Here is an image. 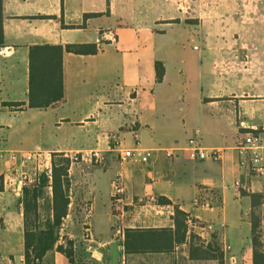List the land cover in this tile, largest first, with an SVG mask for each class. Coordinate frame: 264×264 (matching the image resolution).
Listing matches in <instances>:
<instances>
[{"label": "crops", "instance_id": "0c3cea01", "mask_svg": "<svg viewBox=\"0 0 264 264\" xmlns=\"http://www.w3.org/2000/svg\"><path fill=\"white\" fill-rule=\"evenodd\" d=\"M0 5V152L41 151L50 161L53 153L98 155L69 167L70 204L59 243L72 242L73 263L53 250L41 264H219L191 257L189 235H195L198 221L211 224L219 238L212 233L205 241L196 234L195 246L204 249L215 235L222 264H252L250 200L240 190L264 197V0H0ZM85 43H96L98 53L63 54V99L45 109L25 108L29 48ZM156 62L164 68L160 82ZM190 103L207 113L212 141L204 144L200 129L194 137L206 148H222L220 160L192 161L183 149L193 137L179 145L168 130L157 134L159 112H186ZM239 132L260 139L256 163L235 150L243 141L235 145ZM136 146L153 150L147 163L116 160L120 150ZM28 168L0 158V264H23L21 190L10 189L7 180L16 183ZM118 176L124 193L115 199L111 183ZM214 195L219 204L205 208L202 201L207 205ZM229 203L239 211L234 243L227 229ZM175 208L195 220L188 223L184 243L162 252L125 250L127 231L173 230ZM259 216L264 231V212Z\"/></svg>", "mask_w": 264, "mask_h": 264}, {"label": "trees", "instance_id": "16d2710c", "mask_svg": "<svg viewBox=\"0 0 264 264\" xmlns=\"http://www.w3.org/2000/svg\"><path fill=\"white\" fill-rule=\"evenodd\" d=\"M89 15H85L87 18ZM3 29L0 5V49L3 47ZM96 43L67 45H35L28 53V103L25 108L45 109L63 99V54L96 55ZM156 81L160 82L164 68L155 63ZM9 108H23L22 103H5ZM70 161L62 153L51 155L50 173H42L37 180L21 189L20 204L23 214V264H41L44 256L53 250L63 254L73 263V244L65 240L59 243L60 229L68 213L71 183ZM241 196L250 200L249 223L252 246V264H264V240L260 232L258 208L264 197L258 193L240 190ZM161 203H169L160 200ZM189 215L179 208L174 210V229L130 230L126 232L125 250L133 253L170 251L185 242L188 235ZM195 222V220H192ZM191 257L214 259L223 262L222 252L214 242L206 247L195 246V235H189ZM131 241V244H130ZM193 253V256H192ZM195 254V257H194Z\"/></svg>", "mask_w": 264, "mask_h": 264}, {"label": "built area", "instance_id": "2783aa9c", "mask_svg": "<svg viewBox=\"0 0 264 264\" xmlns=\"http://www.w3.org/2000/svg\"><path fill=\"white\" fill-rule=\"evenodd\" d=\"M260 148V139L255 135L248 133L245 135L241 144L235 147V150L238 152L239 156L243 157L246 153H249L252 157V162L256 163L258 161V157L255 153L256 150ZM186 152L188 158L192 161H218L222 157L223 149L222 148H206L200 144L197 139V135L195 137L190 138L185 148L183 149ZM167 156H172L173 151H165ZM255 155V156H254ZM153 156V150L142 149L139 146H136L131 149L120 150L119 152V160L121 164L125 163H138L145 164L147 163L151 157ZM65 158H68L70 164L78 163L79 161H83L84 159H97L98 155L95 152H91L90 154L83 153H73L69 156L64 155ZM0 158H7V160L13 165L17 160H20L21 167L25 168L26 166H30L33 170V177L27 173V171L20 172L18 183L13 182L9 177L7 180V184L10 187H13V191L19 192L23 187L29 185L30 183L37 180V178L42 173H50L51 161L50 156L41 151L35 152H22V153H14V152H0ZM243 164V162H242ZM14 173V172H12ZM124 193L123 184L120 176L115 178L111 183V196L115 199H119ZM188 223H192L191 220H188ZM211 229V226H204V228Z\"/></svg>", "mask_w": 264, "mask_h": 264}, {"label": "rangeland", "instance_id": "374dc122", "mask_svg": "<svg viewBox=\"0 0 264 264\" xmlns=\"http://www.w3.org/2000/svg\"><path fill=\"white\" fill-rule=\"evenodd\" d=\"M197 89H199V87H197ZM194 90H196V87L193 88V91ZM159 113L160 114L156 119L157 134L159 135L161 133H165L168 130L171 134L170 141L172 143L184 145L189 137H194V131L196 129H200L202 131L201 137L203 139L204 144L206 143L208 144L210 141H212V138L208 137V130H210L208 115L206 112H200V108L199 106H197V104L190 103L186 112H174L173 111V112H159ZM244 133L245 132H239V135L235 141L236 142L235 145L243 140ZM1 141H2V138L0 137V146H1ZM116 160L119 162L118 157H116ZM90 165L96 166L98 164H96L94 161H91ZM245 170L252 173L250 169L249 170L245 169ZM25 171H27V173H29V175L33 177V170L31 167ZM100 173H102V171H100ZM1 181L2 180H0V183H2ZM235 187L240 188V185L235 186ZM13 188L14 186L10 187V189H13ZM219 201H220L219 196L214 195L210 197V202L207 203V205L204 201H202V203L203 205H205V208H206V206L213 207V206L218 205ZM14 204L18 206V201L15 200ZM241 208L243 210L245 208V204H242ZM262 212H264V210L263 211L259 210L258 214L262 215ZM238 215H239L238 204H233V203L227 204L226 219L228 221L227 222L228 236L233 243L236 242L237 239L239 238V234L237 231L238 229L236 227L237 221H238L237 220ZM245 218L246 217L243 216V219ZM247 218H248V215H247ZM209 225L211 224H206V223L199 222V221L193 223L195 235L198 234L205 241L210 240V236L212 233H215L219 238V231L215 230L214 227H212L211 229H208L205 227L203 229L204 226H209ZM244 227L246 228L247 226L244 225ZM260 232L264 240V236H263L264 231L260 229ZM60 237H62L61 233H60Z\"/></svg>", "mask_w": 264, "mask_h": 264}]
</instances>
